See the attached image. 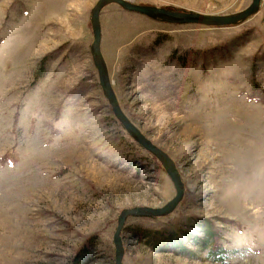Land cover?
I'll list each match as a JSON object with an SVG mask.
<instances>
[{"label": "rangeland", "instance_id": "obj_1", "mask_svg": "<svg viewBox=\"0 0 264 264\" xmlns=\"http://www.w3.org/2000/svg\"><path fill=\"white\" fill-rule=\"evenodd\" d=\"M97 1L0 0V264H71L83 246V264H114L120 212L176 194L102 92L90 52ZM131 1L215 15L252 2ZM100 25L122 111L185 184L168 216L126 218L123 264H264V0L233 27L162 23L115 4ZM202 219L220 227L223 262L155 251L133 231L200 235Z\"/></svg>", "mask_w": 264, "mask_h": 264}, {"label": "water", "instance_id": "obj_2", "mask_svg": "<svg viewBox=\"0 0 264 264\" xmlns=\"http://www.w3.org/2000/svg\"><path fill=\"white\" fill-rule=\"evenodd\" d=\"M262 0H252L251 4L244 10L228 14H202L194 11H186L179 8L169 9L167 7H157L152 5L136 4L131 0H98L90 11V25L93 41L90 45V52L93 63L98 73L99 83L102 92L107 99L112 113L116 120L121 124L131 139L136 142L146 152L151 154L161 164L166 174L170 178L175 188V196L161 208L137 207L133 209H124L120 212L117 220V228L113 235L114 245V264H123L125 254L121 233L127 217H166L173 213L183 200L185 193V184L175 162L161 148L153 144L124 114L116 98L113 83L106 62L101 52V25L100 13L108 5L115 4L125 11L143 15L149 19L168 24H193L205 27L223 28L238 26L246 22L250 17L256 15L261 7Z\"/></svg>", "mask_w": 264, "mask_h": 264}, {"label": "trees", "instance_id": "obj_3", "mask_svg": "<svg viewBox=\"0 0 264 264\" xmlns=\"http://www.w3.org/2000/svg\"><path fill=\"white\" fill-rule=\"evenodd\" d=\"M43 65L44 62L35 72V80L37 81L45 75ZM197 224L200 235L187 230L162 232L143 229L142 227H134L133 231L137 236L147 238V242L155 251L172 252L186 258H194L199 251L206 250L210 259L223 262L228 254V249L222 243L223 236L220 227L216 226L210 219H202ZM188 241L191 245L187 244ZM192 246H196L198 250H194ZM87 256L86 247L83 246L71 264H83Z\"/></svg>", "mask_w": 264, "mask_h": 264}]
</instances>
